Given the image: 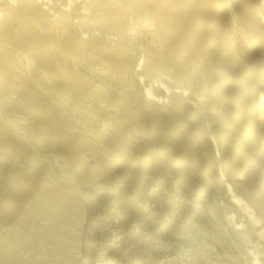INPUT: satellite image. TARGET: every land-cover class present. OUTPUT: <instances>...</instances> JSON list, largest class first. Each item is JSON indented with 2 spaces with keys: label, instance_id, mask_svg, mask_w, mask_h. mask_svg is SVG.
Here are the masks:
<instances>
[{
  "label": "bare ground",
  "instance_id": "1",
  "mask_svg": "<svg viewBox=\"0 0 264 264\" xmlns=\"http://www.w3.org/2000/svg\"><path fill=\"white\" fill-rule=\"evenodd\" d=\"M0 264H264V0H0Z\"/></svg>",
  "mask_w": 264,
  "mask_h": 264
}]
</instances>
